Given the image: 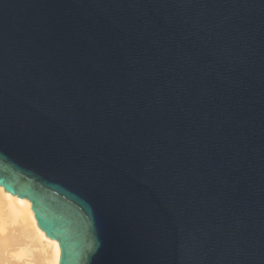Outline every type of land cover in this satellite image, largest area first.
I'll return each instance as SVG.
<instances>
[{
    "label": "water",
    "instance_id": "1",
    "mask_svg": "<svg viewBox=\"0 0 264 264\" xmlns=\"http://www.w3.org/2000/svg\"><path fill=\"white\" fill-rule=\"evenodd\" d=\"M0 187L59 264H264V0H0Z\"/></svg>",
    "mask_w": 264,
    "mask_h": 264
},
{
    "label": "bare ground",
    "instance_id": "2",
    "mask_svg": "<svg viewBox=\"0 0 264 264\" xmlns=\"http://www.w3.org/2000/svg\"><path fill=\"white\" fill-rule=\"evenodd\" d=\"M17 242L39 247L37 264H59V243L38 227L29 200L13 196L0 187V254L5 264H18L25 255Z\"/></svg>",
    "mask_w": 264,
    "mask_h": 264
},
{
    "label": "rangeland",
    "instance_id": "3",
    "mask_svg": "<svg viewBox=\"0 0 264 264\" xmlns=\"http://www.w3.org/2000/svg\"><path fill=\"white\" fill-rule=\"evenodd\" d=\"M23 242H17V247H21L25 255L21 258L18 264H37L40 258L39 247H36L32 243L24 242V245H21ZM3 254H0V264H5Z\"/></svg>",
    "mask_w": 264,
    "mask_h": 264
}]
</instances>
